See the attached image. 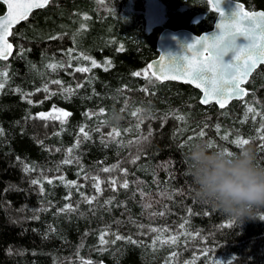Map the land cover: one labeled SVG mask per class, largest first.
Returning <instances> with one entry per match:
<instances>
[{"label": "trees", "instance_id": "16d2710c", "mask_svg": "<svg viewBox=\"0 0 264 264\" xmlns=\"http://www.w3.org/2000/svg\"><path fill=\"white\" fill-rule=\"evenodd\" d=\"M145 1L51 0L13 29L14 53L0 60V71L8 72L0 90L4 130L0 135V264H165L170 257L171 264H264V208L254 219L238 220L201 203L194 197L186 161V153L200 140L211 141L214 149L239 153L241 148L231 141L242 136L252 141L249 145L257 151V163L264 166V151L258 147L264 141L259 139L257 124L243 119L247 105L264 113V64L247 83V97L223 109L216 103L202 104L200 90L190 84L134 76L158 55L157 39L163 29H149ZM162 1L174 29L201 33L217 15L206 0ZM241 1L249 9H264V0ZM5 9L0 3V14ZM69 49L74 56L83 53L101 65L110 60L111 66L108 71L97 67L90 73L75 72L90 63L73 59ZM49 64L65 67L53 70ZM78 83L83 87L77 89ZM45 85L55 93L50 98L37 91ZM67 87L75 89L74 94H66ZM21 92L33 93L32 103ZM54 106L71 113L66 123L36 118ZM86 113L94 115L89 118ZM80 127L91 139L82 138ZM114 128L120 132L115 140L108 135ZM201 129L206 132L203 138L197 135ZM149 131L148 141L135 143ZM226 132L231 133L227 141L221 139ZM77 139L81 143L72 155L79 157L80 164H62L66 149ZM137 154L140 158L132 163ZM25 165L35 171H24ZM116 165L112 172L102 171ZM121 169H127V174ZM84 173L99 176L100 192L92 179L83 178ZM59 176L81 187H66ZM113 178L115 190L108 183ZM124 180L127 189L120 187ZM84 196L96 199L88 204ZM67 204L74 210L60 211ZM106 230L109 243L102 245L99 235ZM113 234L136 243L127 239L112 243ZM173 236L178 238L175 245L160 242Z\"/></svg>", "mask_w": 264, "mask_h": 264}, {"label": "snow or ice", "instance_id": "6c2138e0", "mask_svg": "<svg viewBox=\"0 0 264 264\" xmlns=\"http://www.w3.org/2000/svg\"><path fill=\"white\" fill-rule=\"evenodd\" d=\"M103 2V0H101ZM207 4L210 6V9L217 13L220 16V20L216 25L218 32L212 35H201L194 39V42L188 45V52L190 55L185 54L182 58L177 59L176 57H166L160 55L158 61L150 63L147 67L141 72H134L133 75L140 77L143 76L146 79H182L186 83L194 84L196 88L200 89L203 93L201 103L204 105L209 104L212 101H215L221 109L226 106V103L233 99L239 98L242 99L247 96L248 91L242 87L244 83L247 82L248 77L252 72L261 64H264V11H249L245 9V6L242 2L237 0L235 10L231 16H226L223 8L221 7L222 0H206ZM0 3L6 5L5 14H0V60H7L13 53V44L9 42V37L13 35V28L15 25L21 21H26L31 15L34 9H40L46 7L50 0H0ZM85 20L89 19L88 16L83 17ZM84 27V26H82ZM50 39H59L58 36L49 37ZM241 38L243 42H241ZM18 51L22 54L23 49L20 48ZM68 55L72 56L73 59H81L90 61V67L88 66H79L74 69L75 72L79 73H90L93 68L103 67L105 71H108L111 66V61L106 60L103 65L97 63L96 60L92 57L80 53L78 55H73L74 50L69 49ZM120 51H123V46L120 47ZM231 54V60L225 61V57ZM71 67V64L67 65ZM49 68L55 70L57 68L65 67L64 64H49ZM8 77L7 70L0 71V90L5 87V81ZM51 83L56 85H62L63 82L60 80H53ZM83 87V84H77L76 88ZM37 91H43L51 95H54V92H51L47 85L42 89H37ZM147 91V89H144ZM64 92L68 95L74 94L75 89L67 87L64 89ZM21 95L28 100L29 103H32L30 96L33 93H23ZM103 110H101V114ZM247 113H254L255 115H261V118L264 119V114L259 113L256 109L247 105ZM71 115L70 112H67L63 109H58L55 106L48 113H39L37 114L38 119L41 120H52L60 121L62 124L67 122V118ZM89 118L94 115L93 113H86ZM137 115V113H133ZM255 115L253 119H255ZM177 119L184 120V116H178ZM142 122V121H141ZM163 122V121H162ZM207 127V125H205ZM216 132H220V125H215ZM262 134L259 136L261 141H264V123L261 124L260 129L258 130ZM4 130L0 128V135H3ZM79 133L84 140L91 139L89 132L85 130V127H80ZM109 137L115 140L116 137L120 136V132L115 128L110 132ZM152 135V132L145 136H142L135 141V143L140 144L142 141H148L149 137ZM197 135L201 138L205 137L206 132L201 129ZM230 132H226L221 136L222 140H228ZM236 144L239 148H242L246 145H249L252 141L250 139L243 138L242 136H237L234 140L231 141ZM81 140L77 139L73 147L66 149L67 156L61 161L62 164H72L73 162L80 164L79 157H73L74 148L80 146ZM132 143V142H130ZM215 145L210 141L209 147H214ZM258 147L264 151V143L258 145ZM59 151V149H56ZM228 155H231V152H226ZM140 158L137 154L133 159L132 163H135L136 160ZM19 159V157L17 158ZM119 165L114 167H104L103 172H112L115 168H118ZM24 171H35L33 166L25 165ZM80 171L83 172V167L81 166ZM124 174H127V169H121ZM80 173H78L79 175ZM84 179H92L94 181L93 187L97 192L101 191L100 188V178L99 176L89 177L87 173H84ZM62 183L69 188H76L79 190L81 185L77 181H68L63 176L57 177ZM49 184L52 183L51 179H48ZM33 184H41L39 180H33ZM110 186L115 190L117 185V180L115 178L108 181ZM120 187L127 189L129 187L128 181L124 180ZM40 191L43 192V187L41 185ZM83 196L84 194L81 193ZM145 193L141 192V196H144ZM71 194H69L66 199H70ZM96 199L95 196H84V200L88 204H92ZM106 203L110 204L111 201ZM146 207H151V204L146 205ZM72 211L73 205L67 204L60 211ZM155 214V213H154ZM191 214V210H189ZM159 215H164L163 212ZM264 219V216L261 217ZM231 226V222L229 224ZM141 227H143L141 225ZM181 228L184 227V224L180 225ZM153 232L168 231V229H157L152 228ZM108 231H103L99 235V241L102 245H107L109 241L105 239L108 235ZM115 239L112 240V243H115L116 240L127 239L129 243H136V241L131 240L130 237H123L118 234H113ZM159 239V238H157ZM178 241V238L173 236L169 237L167 240L160 241L164 244L175 245ZM156 241H154L155 245ZM177 254L173 253L172 256L175 257ZM172 257L165 262V264H171ZM82 264H91V261H82ZM215 264H221V262L216 261ZM228 264H232L231 261Z\"/></svg>", "mask_w": 264, "mask_h": 264}, {"label": "clouds", "instance_id": "9594fccd", "mask_svg": "<svg viewBox=\"0 0 264 264\" xmlns=\"http://www.w3.org/2000/svg\"><path fill=\"white\" fill-rule=\"evenodd\" d=\"M186 161L194 197L201 203L238 220L254 219L264 208V166L257 163L254 146L246 145L239 153L228 155L200 140L190 147Z\"/></svg>", "mask_w": 264, "mask_h": 264}, {"label": "water", "instance_id": "95a60500", "mask_svg": "<svg viewBox=\"0 0 264 264\" xmlns=\"http://www.w3.org/2000/svg\"><path fill=\"white\" fill-rule=\"evenodd\" d=\"M239 2H242L244 4L246 10H249V11H253V10L254 11H264V9H262V8L251 10V9H249L246 6V4L243 1L239 0ZM236 3H237V0H222L221 7L223 8L226 16H231L233 14V12L235 10ZM5 8H6V5H5ZM35 10H37V9H34L33 11H35ZM5 12H6V9H5L4 13H2V14H5ZM219 20H220V16L217 14V16L215 18V21H214L213 28H211L209 30H206V31H203L201 33H196V32H194V31H192L191 29H188V28H178V29H174V28H170V27L164 28L163 30L160 31V34H159L158 39H157V47H158L159 53H158V55L154 59H152L150 61V63H154V62L158 61L159 58H160V55H164L166 57H169V59H171V57H173V56L176 57L177 59H180L185 54L190 55V53L188 52V45L191 44V43H193L194 42V39L197 38V37H199V36H201V35H205V34L212 35V34L218 32V29L216 28V25L219 22ZM23 22L24 21H21L20 23H18L17 25H15L14 28L17 27V26H19V25H21ZM10 38H11V36L9 37V42L12 43L13 46H14L13 47V53H14L15 44L13 43V41ZM241 42H243V39L242 38H241ZM230 60H231V54H229V56H226L225 57V61L226 62L227 61H230ZM259 67H260V65L248 77L247 82L242 85V87H244L248 92H249V89L247 88V83L250 81L253 73ZM161 80H164V81H175V82L190 84V83L184 82V80H182V79H161ZM190 85L193 86V87H195L194 84H190ZM200 92H201V96L200 97L202 99L203 93H202L201 90H200ZM245 97H247V96H245ZM235 100H241V99H239V98H233V99L229 100L226 103V106L225 107H227L230 103H232ZM212 103H215V101H212L209 104H212ZM102 264H105V263L102 262Z\"/></svg>", "mask_w": 264, "mask_h": 264}, {"label": "rangeland", "instance_id": "374dc122", "mask_svg": "<svg viewBox=\"0 0 264 264\" xmlns=\"http://www.w3.org/2000/svg\"><path fill=\"white\" fill-rule=\"evenodd\" d=\"M99 2L101 0H98ZM101 3V2H100ZM129 9H131L129 5ZM168 8L167 4L162 0H146L145 6H144V13L146 16V21L149 26V29H153L155 27H163L167 28L170 27L171 24L168 22V16H167ZM171 28V27H170ZM90 63V61H89ZM97 63L100 64L99 61ZM90 65V64H89ZM91 66V65H90ZM257 112L264 114L261 112L259 108H255ZM254 113H247V110L243 116V119H253ZM255 124H257V131L260 129V126L262 123H264V119L261 118V115H255ZM260 135L262 134L260 131H258Z\"/></svg>", "mask_w": 264, "mask_h": 264}, {"label": "flooded vegetation", "instance_id": "af4514ba", "mask_svg": "<svg viewBox=\"0 0 264 264\" xmlns=\"http://www.w3.org/2000/svg\"><path fill=\"white\" fill-rule=\"evenodd\" d=\"M50 2H51V1H50ZM213 26H214V23L212 24V26H211L209 29L213 28ZM209 29H207V30H209Z\"/></svg>", "mask_w": 264, "mask_h": 264}]
</instances>
